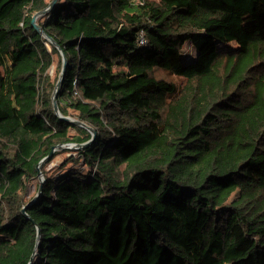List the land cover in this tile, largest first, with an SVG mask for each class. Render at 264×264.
Listing matches in <instances>:
<instances>
[{"label":"trees","instance_id":"obj_1","mask_svg":"<svg viewBox=\"0 0 264 264\" xmlns=\"http://www.w3.org/2000/svg\"><path fill=\"white\" fill-rule=\"evenodd\" d=\"M48 2L0 0V264H264V0H56V100L96 137L29 202L90 137L52 108Z\"/></svg>","mask_w":264,"mask_h":264},{"label":"water","instance_id":"obj_2","mask_svg":"<svg viewBox=\"0 0 264 264\" xmlns=\"http://www.w3.org/2000/svg\"><path fill=\"white\" fill-rule=\"evenodd\" d=\"M56 0H50L48 2V4L41 10L39 11H36L35 13H33L32 17H31V22H32V25L34 26V29L36 31H38L39 33H41L44 38L47 39V41H49L50 43H52V45H54L59 53H60V56H61V68L59 70V73H58V76H57V79H56V82H55V85H54V88L52 90V94H51V104H52V108H53V111L54 113L60 118V119H63V120H66L72 124H76V125H80L84 128H86L89 132H90V137L84 141V142H81V143H76V142H66V143H58V144H55L51 150L49 151V153L47 155H45L37 164H36V171H37V177L39 179V183H38V188H37V191L35 193V195L30 199L29 202H32L33 200H35L38 195L40 194L41 192V189H42V183H43V180L44 178H42L40 176L41 174V167L43 165V163L45 161H47L55 151L57 150H60V149H78V148H82V147H85L87 146L88 144H90L96 137V130L90 126L89 124H87L86 122L80 120V119H77L75 117H72V116H69V115H63L61 112H60V109H59V106H58V103H57V100H56V95H57V92L62 84V80H63V77H64V72H65V67L67 65V59L64 55V53L62 52L61 48L59 47V45L56 43V41L48 36L41 28V26L38 24V21L40 20V18L46 14L55 4ZM22 212H25V207L22 206V209H21ZM39 236V229L37 228V238ZM38 240V239H37ZM34 254H35V251L33 252V254L31 255L30 257V261L33 259L34 257Z\"/></svg>","mask_w":264,"mask_h":264},{"label":"rangeland","instance_id":"obj_3","mask_svg":"<svg viewBox=\"0 0 264 264\" xmlns=\"http://www.w3.org/2000/svg\"><path fill=\"white\" fill-rule=\"evenodd\" d=\"M48 1H50V0H48ZM131 1L138 3L141 0H131ZM236 49H237V44L234 41H230L228 43H223V44L222 43L217 44V50L218 51H234ZM181 54H182V59L184 61H188L192 58H195V56L197 55V51L191 42H184V44L181 47ZM13 55H14V52H12V51L8 54V61H12ZM55 63H56V60H55ZM49 73L52 77H55V75H56L55 65H52L50 67ZM154 74L157 77H162V78H165L167 80H172L178 84H181L183 82L182 77H179V76L173 75V74H167V73L160 71V70H155ZM16 98H17V95H14L11 98L10 103L12 105H14L16 103ZM71 113L72 112L70 110V114H68V115L74 117V115H71ZM74 133H75V131L70 128L69 129V135H72ZM71 154L75 155L74 149L73 150L72 149H60V150L55 151L53 153V155L47 161H45L43 163V165L41 167L40 176L42 178H44V173L42 172L43 168L45 170H47L50 174L58 175L59 173H62L65 170V168L58 169L57 166L61 163V161H63L66 157H69ZM76 156H77V154H76ZM80 163H81V160H79V162L77 164H72V162L70 161L66 164V167L76 165V166H80L81 169H84V167L82 165H79ZM38 183H39L38 177H36L34 180L28 182L26 192H25V199H28L29 197L35 195V193L37 191V184Z\"/></svg>","mask_w":264,"mask_h":264},{"label":"built area","instance_id":"obj_4","mask_svg":"<svg viewBox=\"0 0 264 264\" xmlns=\"http://www.w3.org/2000/svg\"><path fill=\"white\" fill-rule=\"evenodd\" d=\"M139 38H140V39H139V42H140V43H143V42H144V38H143V35H142V34L140 35Z\"/></svg>","mask_w":264,"mask_h":264}]
</instances>
